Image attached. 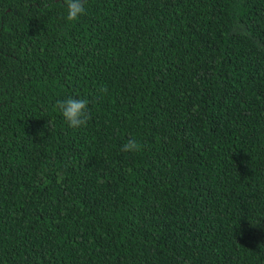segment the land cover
Listing matches in <instances>:
<instances>
[{"label": "trees", "instance_id": "16d2710c", "mask_svg": "<svg viewBox=\"0 0 264 264\" xmlns=\"http://www.w3.org/2000/svg\"><path fill=\"white\" fill-rule=\"evenodd\" d=\"M66 15L0 0V264H264V0Z\"/></svg>", "mask_w": 264, "mask_h": 264}, {"label": "clouds", "instance_id": "9594fccd", "mask_svg": "<svg viewBox=\"0 0 264 264\" xmlns=\"http://www.w3.org/2000/svg\"><path fill=\"white\" fill-rule=\"evenodd\" d=\"M66 6L67 21H76L85 13V0H64ZM102 91L106 92L107 89ZM89 101L87 99L68 98L66 100H58L56 108L62 114L68 126L73 129H79L86 126L90 113L88 111ZM140 145L135 138H129L127 143L123 145V151H139Z\"/></svg>", "mask_w": 264, "mask_h": 264}]
</instances>
